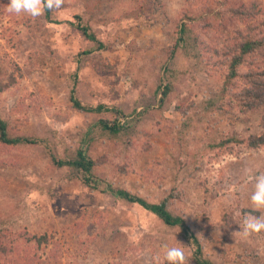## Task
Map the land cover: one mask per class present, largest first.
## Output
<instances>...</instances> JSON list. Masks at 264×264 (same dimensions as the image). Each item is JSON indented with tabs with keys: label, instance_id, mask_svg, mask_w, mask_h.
<instances>
[{
	"label": "rangeland",
	"instance_id": "rangeland-1",
	"mask_svg": "<svg viewBox=\"0 0 264 264\" xmlns=\"http://www.w3.org/2000/svg\"><path fill=\"white\" fill-rule=\"evenodd\" d=\"M9 3L0 0V80L9 83L0 111L11 134L38 141L0 143L9 263L167 264L166 250L177 247L196 264L192 233L213 264H264V230L240 231L246 215L264 218L251 201L264 174V144L251 141L264 131V106L248 109L231 97L247 86L241 78L223 96L221 61L243 34L264 35V0H64L48 18L45 10L10 14ZM238 8L243 16L233 14ZM76 16L96 41L77 29ZM180 33L188 38L179 41ZM248 70L264 72V50L244 57ZM168 79L161 102L157 86ZM72 91L82 105L103 108L73 107ZM116 117L127 126L118 134L100 125ZM78 145L99 160L94 186L47 159L46 146L61 158ZM116 188L165 200L189 237Z\"/></svg>",
	"mask_w": 264,
	"mask_h": 264
},
{
	"label": "trees",
	"instance_id": "trees-1",
	"mask_svg": "<svg viewBox=\"0 0 264 264\" xmlns=\"http://www.w3.org/2000/svg\"><path fill=\"white\" fill-rule=\"evenodd\" d=\"M44 10L46 12V17L48 18L50 10L47 8H45ZM233 14L237 16H243V12H241L239 8L234 9ZM192 15L193 14L186 11L184 16L190 17ZM76 18L79 19V21L75 23L77 29H79L88 40L96 41V34L92 30V28L87 25L81 24L79 16H76ZM179 28L180 32L182 33H185L187 30L186 24H180ZM182 33H180V35L178 36L179 41H184L188 38V35H185L184 37L182 36ZM99 47H102L101 43H99ZM263 50L264 35L259 36L258 32L252 33L251 31L250 34H243L239 43L232 50L231 47H228L223 54V59L221 60L224 68V77L222 81V87L224 90L223 96H227L226 93L227 91H229V85L235 82L238 78H241L247 84V86L244 87L239 95L230 93L231 97L236 99L237 104L241 107L246 106V108L250 109L253 107L264 106V72H258L254 70H248L246 72L241 71V66L244 64V57L246 55L255 54ZM163 71L167 73L166 68H164ZM8 86L9 83L0 80V93L4 91ZM171 89L172 83L170 79H168L164 84L161 80L159 81L157 90H160L161 92V102H163L164 99L168 96ZM70 100L73 107L87 112H96L100 111L103 108V105H98L96 107L82 105L80 100L74 96V91L71 92ZM108 110H110L111 112H115L112 111L110 107L108 108ZM117 119L118 118L116 117V119L113 120H100V125L105 130L118 134L119 131L126 129L127 126L118 124ZM230 140V138H227L224 143H227ZM251 141H253V145L264 144V131L259 136L254 138L252 137ZM0 143L10 147H25L37 144L38 141L36 138L32 137L29 134H11L9 121L1 115L0 111ZM51 150V148L46 146L47 159L49 163L54 167L67 168L68 173L72 177H79L78 175H81L79 177L81 178V182H83V184L87 186H90V184L94 186L99 181V178L94 170L98 166L99 160L88 157L85 154V150H83L80 145H78L71 153H69V155L61 158H57ZM113 191H115L120 198H124L129 202H135L146 211L154 214L165 225L170 227H179L182 234L184 236H188L189 229L184 221V218L181 215L172 212L165 200L160 202H150L143 197L131 195V193L125 189L116 188ZM2 236H4V232L0 231V255L5 257L4 260L0 259V264H11L9 263L11 261H9L8 258L12 257H7L8 255H10L11 251L9 250V247L7 245L2 243ZM189 236H191V239L195 245L194 262L196 264H213L208 259L201 256L202 249L196 236L192 233L189 234ZM25 238L26 240L34 239L38 245H40L44 241H47L46 235H31ZM20 259L21 257L18 258V260L14 258L10 260H17L16 264H25L24 262H19Z\"/></svg>",
	"mask_w": 264,
	"mask_h": 264
},
{
	"label": "clouds",
	"instance_id": "clouds-1",
	"mask_svg": "<svg viewBox=\"0 0 264 264\" xmlns=\"http://www.w3.org/2000/svg\"><path fill=\"white\" fill-rule=\"evenodd\" d=\"M64 0H10L7 11L11 14H20L26 12L32 17L42 14L45 8L49 10L60 9ZM255 191L251 196L253 206L259 210L264 209V174L257 176ZM264 230V218H259L248 214L243 220V228L240 230L244 237L254 233L258 234ZM165 260L167 264H189L184 251L181 248L172 247L166 250Z\"/></svg>",
	"mask_w": 264,
	"mask_h": 264
},
{
	"label": "built area",
	"instance_id": "built-area-1",
	"mask_svg": "<svg viewBox=\"0 0 264 264\" xmlns=\"http://www.w3.org/2000/svg\"><path fill=\"white\" fill-rule=\"evenodd\" d=\"M117 122H118V124H120V125H124V124H125V123H124V118H123V117H118Z\"/></svg>",
	"mask_w": 264,
	"mask_h": 264
}]
</instances>
